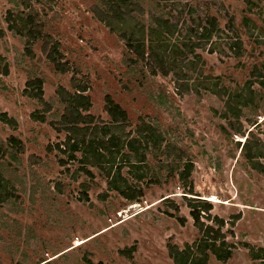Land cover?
Here are the masks:
<instances>
[{"label": "rangeland", "instance_id": "obj_1", "mask_svg": "<svg viewBox=\"0 0 264 264\" xmlns=\"http://www.w3.org/2000/svg\"><path fill=\"white\" fill-rule=\"evenodd\" d=\"M110 1H31L72 68L62 74L42 43L28 57L25 41L8 30V12L24 10L22 0H0V57L10 70L0 75V113L16 122L0 123V147L11 137L22 146L15 161L0 154V176L11 185L0 202V264H174L171 251L199 242L205 226L232 254L222 262L207 252V264H264V0H135L136 13H144L139 22L158 15L177 27L172 42L192 31L199 47L188 56L190 68L178 59L189 78L179 82L173 74L151 75L147 62L129 65L121 32L102 22L113 16ZM211 23L218 30L207 41L201 33ZM30 77L43 79L50 112L25 94ZM78 85L88 88L93 127H113L105 109L111 98L128 115L123 138L151 123L174 149L170 167H163L161 149L137 170L122 148L113 155L120 172L106 163L91 167L97 151L73 152L58 91ZM36 111L46 122L31 119ZM180 158L193 165L187 188L176 171ZM111 170L141 192L138 200L109 190ZM193 199L212 207L202 228L191 217Z\"/></svg>", "mask_w": 264, "mask_h": 264}, {"label": "trees", "instance_id": "obj_2", "mask_svg": "<svg viewBox=\"0 0 264 264\" xmlns=\"http://www.w3.org/2000/svg\"><path fill=\"white\" fill-rule=\"evenodd\" d=\"M31 1L22 0L24 10L18 13L8 12L6 18L8 30L25 41L26 56L32 58L34 56L32 47L37 43H42L47 60L53 64L57 72L65 74L72 71L71 66L67 62H62L63 57L59 51V44L54 42L51 36L46 33L47 24L41 19L40 11L32 6ZM40 1L37 0L38 3ZM109 3L110 9L108 12L112 13L113 16L106 18V21L102 22L111 30L121 32L120 35L125 40L128 48L130 66L137 68L142 62H147L145 64L149 66L150 74L153 76L160 74L167 77L173 74L176 82L189 80L187 74H182V67L179 66L178 59L185 60L183 67L187 69L190 68V65H193V61L189 60L188 56L195 55L199 45L194 46L191 43L192 31L181 42H178L177 39L172 42L176 38L177 27L163 16L153 15L150 22L146 25V23L139 22L144 13L143 9L141 12L136 13L140 6L135 0H111ZM217 30L218 26L211 23L209 29H202L201 35L203 39L208 41ZM130 54L133 56L131 57ZM9 74V65L5 59L0 57V75L6 77ZM43 85V79L30 77L26 83L25 94L32 99L38 100L46 107L45 111L48 113L51 111L52 106L44 100ZM74 88L75 91L73 93L67 92L63 88L58 91L60 101L64 105L60 124L68 132L67 145L70 146L73 152L82 151L85 154H90V150L97 151V161L90 162L89 165L91 167L99 168L103 163H106L113 170L114 166L116 167V159L113 155L114 153L120 155L122 148H127L130 151L129 154L123 156L124 158L126 157L127 164H130L134 169L146 168L147 154L155 149H161L162 155L165 156L163 167H170V162L168 161L172 158L171 155L174 149L165 142L163 134L157 131L151 123L141 122L135 131V138H123L129 126L128 115L121 106L116 104L111 98H107L105 109L113 127H93L94 119L88 114L92 107L90 98L86 95L88 88L85 85H78ZM31 119L37 122H46V116L41 115L38 111L31 114ZM0 123L13 128L16 125L15 120L9 118L6 113H0ZM99 135H102L103 138L99 137ZM106 136L109 137L105 139L104 137ZM8 144L5 147H0V154L2 156L9 155L15 161L18 159L15 150L17 153L21 152V143L17 138L11 137L8 140ZM107 153L109 157H113L111 160L106 161ZM259 155V158H262V155ZM178 161L180 163L176 170L177 172L179 171L178 178L182 186L187 188L193 165L190 161L183 163V158L178 159ZM112 170L108 173L109 190L119 192L129 201L138 200L141 192L134 191L127 181L117 182L115 174H111ZM120 170L121 168L116 167L117 172H120ZM259 171L264 173V168L262 167ZM139 174H141L138 177L139 179L145 177L144 173ZM151 183L158 182L154 180ZM10 186V182L5 181L0 176V202L7 201ZM189 191L190 193L188 194H192V191ZM190 202H192L191 217L195 224L201 226V228L204 227L201 222L202 214L207 215L210 213L212 207L199 199H193ZM207 217L210 218V216ZM218 234L219 232L214 231L211 226H205L204 236L199 242L183 251H178L177 248V250L173 249L174 252L171 251L174 264H207L206 262L210 256L207 252L213 254L217 260L226 262L231 258L232 254L227 244L219 238Z\"/></svg>", "mask_w": 264, "mask_h": 264}, {"label": "bare ground", "instance_id": "obj_3", "mask_svg": "<svg viewBox=\"0 0 264 264\" xmlns=\"http://www.w3.org/2000/svg\"><path fill=\"white\" fill-rule=\"evenodd\" d=\"M217 201V200H216Z\"/></svg>", "mask_w": 264, "mask_h": 264}]
</instances>
